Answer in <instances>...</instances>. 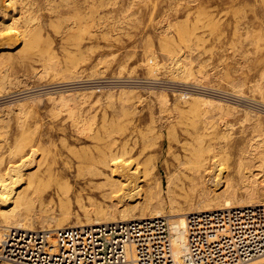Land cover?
I'll list each match as a JSON object with an SVG mask.
<instances>
[{
  "label": "rangeland",
  "instance_id": "obj_1",
  "mask_svg": "<svg viewBox=\"0 0 264 264\" xmlns=\"http://www.w3.org/2000/svg\"><path fill=\"white\" fill-rule=\"evenodd\" d=\"M11 1L6 12L0 9V156L8 157L21 140L46 139L50 147L45 155L41 150L39 156L35 153L38 157L31 155L32 161L41 158L46 177L33 185L45 187L43 200H54L56 211L60 209L56 192L66 185L61 173L76 163L78 151L97 147L88 135L107 136L111 129L119 142L137 127L150 130V141L156 143L146 148L143 160L152 155L157 168L147 180L159 175L165 196L168 176L177 165L175 155H185L181 142L196 133L193 120L201 127L210 121L209 128L215 126L200 128L201 133L219 137L218 143L232 142L234 149L261 144L250 153L251 163L264 164V0ZM32 16L30 34L22 33ZM197 113L200 116L193 119ZM221 146L220 161L212 168L220 181L213 185L218 190L226 176L238 178L237 156L225 155ZM188 165L183 169L192 175ZM50 166L53 176L46 174ZM252 170L258 171L264 188L259 166ZM75 173L68 189L73 198L71 221L83 216L78 192L86 206L88 196L104 200L102 190L88 188ZM182 181L190 187L185 173L176 183ZM10 204L8 200L4 206Z\"/></svg>",
  "mask_w": 264,
  "mask_h": 264
},
{
  "label": "bare ground",
  "instance_id": "obj_2",
  "mask_svg": "<svg viewBox=\"0 0 264 264\" xmlns=\"http://www.w3.org/2000/svg\"><path fill=\"white\" fill-rule=\"evenodd\" d=\"M14 1L18 2L17 0ZM12 3L13 1L11 0H0V9L2 8L1 10L5 11L7 8L6 5ZM26 12L28 13V11ZM26 12H24V14ZM31 12H33L32 9ZM11 15L13 14L11 13ZM16 17H14L13 20H15ZM22 17L24 18V15H22ZM28 18L29 17H26V20H28ZM34 19L32 16L31 19L29 18L28 21L24 22L26 23V26H24V28L21 30L22 33H26L29 31L28 25L30 24V20L32 22ZM185 24L187 23L185 22ZM181 30L182 29H180L179 31ZM184 32L188 33L186 32V30ZM180 34L179 36H181ZM35 36H37V34H34V37ZM196 110L198 109L196 108ZM188 111L187 113L189 114L190 111L191 113H194L195 109L193 112L192 110ZM197 114H194V117L192 118L195 119L196 116H200L199 114ZM186 118H188V116ZM187 120L190 121V119ZM209 122L210 121H208L207 125L205 124V126L201 127L198 122L193 120L191 122V126L193 130L196 131V133H194L189 139H186L184 142H181L182 140L177 138L178 142H181V146L185 150V155H181L180 153L175 155V159H177V165L175 167V171L173 172V174H170L168 176L166 182L167 196L164 195V183L159 175L154 174V177L151 181L147 180L148 176L151 175L157 168L152 155L144 158L143 160V157L145 156V152L147 150L146 148L156 143L154 141H150V139H152L149 135L150 130H145L143 128L138 129L137 127L136 129H134V131H129L128 135L125 137L127 139L124 142H119V137L113 135L114 129H111L110 134L108 133L107 136H99V134L97 133L88 135L89 137H92V139L94 138L93 140L96 141L97 147L95 149H91L89 148V146H87L88 148H83L81 151L77 150L78 152L75 154L76 163L74 165H68V167L61 173V177L64 178L66 185L64 186L65 188H62L61 190L58 189L56 192L59 196V212L54 208V203H56L54 202V200H50L47 203L44 202L43 198L45 196V193L43 190L45 189V187L43 186L44 188L43 190H41L36 184L35 186L33 185L36 179L38 180L40 178L39 181L41 182V178L46 177V175L42 174L43 172L41 171V158L38 160L36 158V161L35 159L32 161L31 155L37 156L38 150H41L42 156H44L45 152L48 151L50 145H48L47 140L42 137L39 139V141L37 140L36 142H34V140L32 141V138L29 141H22L21 139V141H19V139L16 140V143H18L17 141H19V143L16 148L13 147V150L10 149L11 151L9 152L8 157L5 158L3 155L0 156V254L3 253L5 248L7 250H11V254L13 255H18L20 253V250L9 247V242L7 244V233L9 226H14L18 229H24L28 231L46 229L55 230L66 226H82L104 222L128 221L131 219H141L146 217L168 216L173 233L175 246L174 250L178 264H193L190 261L183 260V256L186 251L184 242L186 238L187 227L186 217L188 214L212 209L264 204V188H261L260 186L261 180L259 181L260 177L258 175V171L256 170L257 172L255 173L252 170L253 166H259V174L261 172V176H264V164H257L260 161H256V165L251 163V161L253 162L254 157L250 156V153L254 150L258 151V147L261 144L258 147H255L256 144L253 145V143L250 144L249 147L244 146L239 147L238 149H234L235 146L233 148L231 147L232 142L226 141L225 143H218L220 140L219 137L208 135L209 133H201L200 131V128H209L211 123ZM119 126L116 125L115 130H117V128H120ZM214 126L210 127L209 129H212ZM31 129L32 128H30V130ZM80 130H85V128H80ZM27 131L24 132L25 135L28 134ZM186 131H188V129H186ZM88 133L90 132H87V134ZM220 136L223 135L220 134ZM28 138L29 137H27L26 140ZM54 141L55 140L53 138L48 139V142L51 143V145L54 143ZM99 144H101V146H99ZM219 145H222L221 148L225 147V155L235 154L237 156L236 158L238 162L236 169V176H238V178L234 177L231 174L226 176L222 180L223 189L219 188L221 190H218V188H214V183L216 186V184H219L220 181L217 178V175L212 173V171L214 170L212 168L217 165L218 161H220L218 157L219 154L217 152V148ZM138 146L141 147V149H138ZM262 150H264V148H262ZM36 152L37 155L35 154ZM135 154H137L136 157H134ZM223 158L225 159V156ZM142 160L143 164H140ZM33 162H35V164ZM187 164H189L188 167L190 168L192 175L187 174L183 169V166ZM217 167H219V164ZM51 168L52 166L48 167L46 172V174H48L49 176H53L55 174L54 172H50ZM246 168L249 169V174L247 173V171H245ZM74 171H76L75 178H77V180H85L88 188L102 190V196L104 200L101 201L93 196H88L87 199L90 202V205L86 206L85 199L82 196V192H78L76 201L83 211V216H77L74 220L71 221L70 211L73 198L70 196V194H68V189L71 188V178ZM181 173H185L186 177L191 181V185L189 188L186 187L185 181H182V183H176V180L177 178L179 179ZM20 183H24L25 186H23L22 184L19 187H16V185ZM44 183L46 182H43V185H46ZM176 187H178L181 192L178 191ZM8 200H11L10 207L4 206L5 201ZM108 200L110 203L108 202ZM167 202L170 204V209L168 211H166ZM37 226H40V228H37ZM16 260L17 259H14V261ZM263 262L264 256L249 261L245 264H260ZM3 263L29 264L24 262L19 263L7 261Z\"/></svg>",
  "mask_w": 264,
  "mask_h": 264
},
{
  "label": "built area",
  "instance_id": "obj_3",
  "mask_svg": "<svg viewBox=\"0 0 264 264\" xmlns=\"http://www.w3.org/2000/svg\"><path fill=\"white\" fill-rule=\"evenodd\" d=\"M183 260L245 264L264 256V204L187 215ZM1 262L29 264H178L166 216L28 231L8 227ZM14 259H17L14 261ZM260 264H264L260 263Z\"/></svg>",
  "mask_w": 264,
  "mask_h": 264
}]
</instances>
